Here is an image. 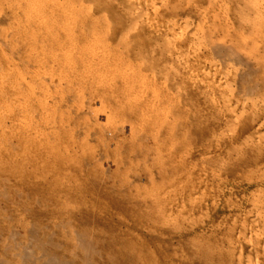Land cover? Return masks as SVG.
Instances as JSON below:
<instances>
[{
	"label": "rangeland",
	"instance_id": "rangeland-1",
	"mask_svg": "<svg viewBox=\"0 0 264 264\" xmlns=\"http://www.w3.org/2000/svg\"><path fill=\"white\" fill-rule=\"evenodd\" d=\"M132 26L131 27L128 26L125 28L122 26H120V27L119 26H117V27L110 26L109 27L106 25H103L100 27L88 26V28L83 27L85 29L87 28L84 32L78 31L83 36H80L78 34V32L75 31V32H73L75 34H73L72 32H71L72 34L69 33L70 36L67 33L66 35H68V36H66V37H63V33H61V36L60 35L56 36L55 34H51V32L56 33V31H58L59 33H57V34H60L61 28H71V27H61V26L57 27V26H55L57 29L56 30V29H54L55 27L49 26V28L52 31L48 27L47 28L44 27L47 29L45 31L50 32V34L52 35V37L50 35H49L50 36L49 37L46 35L47 33H44L45 31L43 30L44 29L43 27H42L43 29L41 28V30H43L44 32H42L40 30V27L37 28V27L33 26V27H31L32 29L37 28L38 30H35V32H32L33 35L31 34V36H32L31 39L29 36L30 34H28V33L23 38L21 37L22 39L16 38L22 44H23V41L24 42L26 41L25 43H27V45L24 44L23 45L24 47H23L22 44L20 42H18L16 39H15L16 43H15V40L12 42V45H11L12 47L10 49L14 51L15 48L17 47L15 50L16 56H15V54H13L14 53L13 51H10L12 53L7 52L10 49H7L6 53L3 52V50H1L0 55L3 58V60L1 58V62H4L6 60L5 62H7L8 66L9 67L11 66V70H10V68L5 64V62L1 63V68H3L1 70L7 71V78H5L4 80L2 79L4 82H6V86H4L5 85L4 82H3L4 84H2L3 85L2 87L6 90H4V89H2V90L6 91V92L1 91L3 96L4 95L6 96V97H3V99H5V98L6 99L3 101L2 97H1V99H2L1 102L2 101L3 102L2 103L0 102L2 105V106L0 105V114H1L0 115L1 165L3 167L7 166V168H9L12 171L11 178L13 181L12 185L15 189L14 191H15V193L18 192L20 194L19 195L18 193H16L15 196H16V198L18 196H20L17 199L20 201V203H23V206H21V207L25 208V210H26L24 212L25 215H29V217L32 218V220H34L35 216H37L41 212H43V215H46V216H44V221H43L44 226L47 225L46 230L49 233L52 230H53L52 231L53 233L56 232L55 234L56 235L58 234V236H56L55 234H53V236H54V238H56L58 240H71L72 237L74 236V233H77L78 230L74 231L73 233H70V231L76 230L77 227H78V229H80V232H84L85 230L81 231L85 227L82 225H84L86 223L82 221V218L83 219L85 218L86 220L91 218L95 221H98L97 219H99V218H112V219H114L112 222L114 224L111 223L109 226H107L108 230L109 229L110 230L108 231L107 227H104V229L106 228L105 229L106 232H110L111 230L115 232L119 228L118 226L123 225L122 224L123 219H127V218L132 219L133 217L135 218V215H136L137 217H136L135 221L138 220V222L142 224L140 227L141 229L140 228L138 229L139 225H137L136 224L137 222L134 221V222L130 223V225L133 226V228L135 227L134 230L132 231L131 230L132 228H131L130 230L128 229L127 231L130 234H139V233L147 231V229L148 230H154V229H160V227H161V225H160V227H159V225H157L159 223H157V224L155 223L156 225L155 224H148V225L145 224L142 221L143 217L148 216V215H153V216L155 215L156 216L158 214H162V215L164 214V217L165 216L168 217L167 215H169V216L171 215L170 217L173 218V214H174V217H175L174 219L178 220L177 222H179L180 224L184 223L182 216L186 215V216H188V218L191 217L192 220L190 219L189 222L192 221L190 223H193L195 225V227L203 226L206 231L208 230L207 232L209 233V235H210V233H211V235L215 234L214 232H216V234H218L217 230L219 229L218 230V232L220 231L219 234L214 235L215 239L217 238V236L219 237V239L217 238L215 240V242H216L215 244H217V245L215 246V244L213 243L214 241L209 240L212 242V243L211 242L209 243L210 247L211 248L214 247V249H216V247H218V245H219V247L221 246L223 248H226L227 247L226 244L228 243L227 241L229 240L227 236H231L230 239L232 238V236H234L233 238L236 240V239H240V236L243 234L242 232H241L242 234L239 233L240 231H242V225H241V227H240V225L238 227L235 226L236 224H239L237 222L238 221L240 222V220H238L235 217H234L235 220H232L233 215H235V213L238 214L239 219H241V220H243L244 218L245 219L250 218L252 216L254 217V215H252V213L255 214L254 213L255 209H253V208L256 207L258 204L264 203V202H261V201H264V193L261 196V194H262L261 192L259 194L257 192L253 193L252 198L250 196L251 194L246 195L245 197H240L238 192L235 195L231 194V189L234 190V189H236L242 185H246L248 183L249 184L253 183L258 178L264 179V171H263L264 167L258 166V164H260L259 161H262V160L264 161V159H261V160L259 159L258 160L259 163L257 164V167L260 168L261 170L255 167V169H256L255 175H257L258 178L255 179L252 177L253 179L250 181V179H251L250 177L253 175V174H251V172L253 171L252 173H254V170H253L254 167L252 168L251 166H253L254 163L256 164L255 160H256V157H258L257 155H259L258 158H262L263 157L262 155H264V152H262L263 150L261 151V149H264V148L258 147V146L262 147V143H263V147H264V142L261 141V140H264V135H263V131H264L263 129L264 128H262L263 127L262 124L264 122L259 124V120L262 122V121H264V118L262 119V117H258V119L255 118L256 121H254L252 116L244 114V115L236 118L235 123L233 122L234 120H231V122L234 123L235 125H232V123H231L229 126V125H227L228 124L227 121H226V123H223L222 126L220 124L221 122H218L219 124L216 125V122L213 121L214 120V116H213L214 112L212 109L213 105L210 104V103H212L211 97L208 93L207 96H209L210 99L205 100V98H209V97L206 96L207 92L204 91L203 87L201 88V86L199 85L198 82H199V78H200L199 75H201L200 70H202L201 69L202 65L204 68L207 61L210 64H213V65L215 64L214 66L217 65L216 67L213 66L214 69L225 71V69L228 68V70H229L228 79H229V81H231L232 84L235 85V86L231 85V87H233V88H231L230 93L232 94V97L234 98V100H236L235 97L238 99L237 102L239 104V102H241L239 100V98H241V100H242V92L240 91L241 90L240 87L245 86L246 83H243L241 85V84H239L238 80L233 81V75H234L233 73L237 68H238L237 70L242 69L243 64L242 63L241 64L240 63L234 64L235 61L223 60L222 58H219V60H218L217 57L216 58L211 57L210 54L207 53L205 51V49L203 48L204 45L202 43H201V45H200V43H198V45H200V46H197L198 47L197 48V47H194L197 45L196 43L195 44L190 43V45L188 42H177V43H175V42H171L169 38H166L168 40L167 41L165 39V37H164V39L162 38L163 39L162 40L161 38H158L159 37V36L157 37L158 34H155L154 32L153 33L150 32L152 35H149V33H146V31H144V33H142V35H141L139 27L137 26L136 28H138V29H136V28H132ZM92 27L94 29H100L99 33L96 32L97 35H95L94 37L89 36V35H92L91 34L92 32H94V31H91V30H93ZM134 27H135V25H134ZM17 28H18L17 30H19L21 27L20 28L17 27ZM58 28H60V29H58ZM77 28H82V27H77ZM110 28L111 29H113V28L119 29L120 28L122 31L118 30L119 32L117 34V32H115V31L113 32V30H111ZM22 29H24V27H22ZM53 29L56 31H54ZM88 29H90V30H88ZM236 29L238 30V33H236L237 30H235V29L230 28V30H229V28H228L226 30H228V32L229 31L232 32L234 30L231 35L235 39L234 40L235 42L238 41L237 43H239V45H240L239 47L244 49V50L240 49L243 53V56H244L243 60L244 61L246 60L247 62L249 61L250 64L251 63L254 64V52L256 50H258V54L264 53L263 49L257 48V46L259 44V42H258L259 40L257 39L258 40L257 41L258 44H257L255 41L256 35L252 31H249L246 29V31H248V32H246V35H245L244 34L245 29H244V32H241L243 29H240V28H236ZM86 31L89 33V35L87 34ZM138 32H139V34H138ZM216 32L218 33L219 36L222 35L221 32H219L218 26H216ZM230 32H229V34H230ZM34 33H36V36L34 35ZM82 33H85V34H82ZM130 33L133 36L132 38H131ZM86 34H87V36H84ZM94 34H95V32L93 33V35ZM133 34H135V36ZM153 34L156 35V38H155V35L153 37ZM238 34L240 37L238 36ZM53 35H54V37H53ZM128 35H130V36H128ZM26 37H28L31 41H32L33 37H34L33 38L34 40H35V37H36V39L38 37V39L36 41L33 40L32 42H30L29 39L27 40ZM25 38H26V40H25ZM42 38H46V39H42ZM143 38L149 42H147L146 40H143ZM127 39H129V40H127ZM151 39L152 40L156 39L157 42H160L162 40V43H161L162 45L165 41H167L166 44L164 43L166 50L164 51L165 47L164 46L162 47L160 44L156 45V43H154L153 41L151 43L150 42ZM245 39L247 40V42ZM241 40L242 41L244 40L245 42L244 41L242 42ZM27 41H29L32 45H28L29 42H27ZM17 42H18V44H17ZM135 42H137V45ZM141 42H142V44H141ZM143 42H144V44H146L145 46H143L144 45ZM250 42H251V44H250ZM252 42H254V43H252ZM148 43H150V45ZM242 43L243 44L245 43V45H243ZM20 44H21V46H20ZM115 44H117V45H115ZM108 45H109V47H108ZM185 45H187V46H185ZM192 45H194V46H192ZM26 46L31 48V49L26 50V51H30L28 54L26 52H22V49L23 50L25 48L27 49ZM156 46H157V48H156ZM177 46L180 47V48H178V50L180 49L181 51L177 50ZM248 46H250V47H248ZM19 47H21V48H19ZM145 47H146V49H145ZM149 47L151 49L153 47L154 50L152 49L153 50L152 51ZM251 47H253L254 49H251ZM18 48L21 50H19ZM159 48H161L160 49L161 51L158 50ZM171 48H173V49H171ZM193 48H195V49L193 50ZM147 49H148V51H147ZM155 50H156V53H155ZM170 51H172V52H170ZM20 52H22V53H20ZM133 52H136V53H133ZM160 52H161V55H160ZM178 52H179V54H176ZM180 52L182 53V55H180L181 54ZM189 52H191V53H189ZM7 53H9L8 55L12 54V56L14 55L15 57L13 56L14 57L13 58L11 55L8 56ZM23 53L24 54L26 53L27 57L25 55H23ZM145 53H147V55H145ZM166 53H170V54H166ZM78 54H79V56H78ZM118 54H120V55H118ZM140 54L147 56V57H143ZM155 55H156V57H155ZM169 55H170V59H169ZM184 55H187V56L184 57ZM4 56H5V59H4ZM7 56L10 58L7 59L6 58ZM260 56L262 57L261 60L263 61L264 54H260ZM28 57L30 58V60H31V58H33V59L36 58L35 59L36 61L35 62L33 60L30 61V60H28L29 59ZM63 57L64 58L66 57V59H64ZM182 57L186 58V59H184V61H183ZM251 57H252V59H251ZM141 58L142 59L144 58V60H142ZM145 58H147V59H145ZM173 58H174V60H172ZM190 58L191 59L193 58V60L191 61ZM194 58H195V62H194ZM180 59H182V61H183L182 63H181ZM93 60H95V61H93ZM141 60H142V62L143 61L144 62L141 63ZM154 60H156L157 62H159V61L160 62L157 63L156 61L154 62ZM222 60H223V62H222ZM10 61H12V64L10 63ZM27 61L29 63H31L32 65L27 64ZM82 61H83V63H82ZM177 61H180L179 64ZM197 61H198V63L195 64ZM59 62H60V64H59ZM176 62H177V64H176ZM149 63L151 66L149 65ZM230 63H231V66H230ZM190 64H193L194 66L190 65ZM221 64L223 66H220ZM50 65H52V66H50ZM87 65H89V66H87ZM153 65H154V67H153ZM255 65H256V63H255ZM256 66H258V65H256ZM12 67H14V68H12ZM66 67H68V68H66ZM144 67L147 68V70ZM150 67H153V69ZM172 67L174 69H172ZM181 67H182V69H181ZM8 68L10 71H8ZM59 68H61V69H59ZM195 68H196V70H195ZM189 69H190L191 73L189 72ZM1 70H0V74H2L1 77L3 78V74L5 71L1 72ZM65 70H67V72ZM152 70H154L153 73H152ZM193 71H194V73H193ZM166 72L170 75H168ZM179 72H181V73H179ZM195 72H198L200 74H198V73L196 74ZM11 73H12V75L13 74L14 75L12 76ZM35 73H37V75ZM172 73H174V75ZM64 74L67 76L65 77ZM8 75H9V77H8ZM23 75H24V77H23ZM42 75H44L45 77L43 78ZM10 76L12 77V80L10 79ZM40 76H42V77H40ZM155 76H157V77H155ZM174 76L178 77L179 79L174 77ZM33 77H35L37 79L40 78L41 81L36 80V79H35L36 80L35 81ZM41 78L45 79L44 83H43ZM59 78L61 81L59 80ZM96 78H97V80H96ZM165 78H168V79L165 80ZM195 79L196 80L198 79V80L195 82ZM161 80L163 81V83ZM178 80L179 81L182 80L181 81L182 83H180ZM76 81H77V83H76ZM143 81H144V83H143ZM183 82H184V84H183ZM185 82H187V83H185ZM195 84H196V86L198 85L200 87L197 88L195 86ZM193 85L197 89L201 90V92L199 90H197L195 87H193ZM39 86H40V88H39ZM144 86H145V88H144ZM179 86H180V88H179ZM166 87H168V88H166ZM35 88H36V90H35ZM40 89H41V91H40ZM32 90H34V91L32 92ZM166 90H167V92H166ZM175 90H176V92H175ZM237 90H239V91H237ZM38 91H39V93H38ZM253 92L254 93L251 92V94L248 93V95H249L248 98H247V94L243 96V97H246V99L243 102L245 107L242 109V111L248 110V107L250 106L251 99H253L257 95L261 94L263 92V88L255 90ZM190 94L192 96H190ZM16 95H17V97H16ZM200 95L202 96V98ZM32 96L34 99L32 98ZM203 96L205 98H203ZM247 99H249L250 101H248ZM201 101H202V103H201ZM203 102L206 105L203 104ZM199 105H201V106L199 107ZM164 106H165V108H164ZM186 106H188L189 108ZM202 106H204V108ZM205 108H206V110H205ZM245 108L247 110H245ZM16 109H17V111H16ZM238 109L241 110V108H238ZM164 112H165L166 118L164 116ZM212 112H213V114H212ZM188 114H190V115L188 116ZM191 114H193V116ZM206 114L209 115L208 117L210 118V120L206 116ZM211 115L213 118L210 117ZM1 116H2V118H1ZM92 116H94V117H92ZM197 118L199 120H202V121L198 120L196 122ZM203 118H204V120H203ZM1 119H2L3 126L1 124ZM211 122H213L214 125L211 124ZM228 122H229V120H228ZM252 123H254V125H252ZM255 123H257L259 125V126L257 125L259 127V130L260 131L262 130L261 131V134L263 135L262 139L260 136L261 134L257 131L258 127H256L257 128L256 131L260 135L258 133L255 134L256 131H254V132L252 131V130H255V128H254L256 125ZM224 125L226 126V128L228 126H229V128L232 127V128H230L231 130L236 127L235 130H232L235 132H231V130L227 128V131L229 130L228 131L229 134H228L226 129H224ZM260 125H261L262 129L260 128ZM215 126H217V127H215ZM194 127H195V129H194ZM218 127H219V129L222 128V130L220 129V131L222 133H223V131H226V132H224V134H226V133L228 134V135L227 134L226 135L228 138L231 139V143H229L230 139H226V141L229 140L228 143L230 146L232 144L231 148L229 147V145H226V144H228L227 142H225L226 144H223L225 141L224 137L226 138V135L225 136L223 135L224 136L223 137L222 133H220L219 130L217 132L216 130L218 129ZM248 127L252 128V129L249 130ZM167 128L170 129V130H168L169 132L167 131ZM212 130L214 131V133ZM82 131H83V133H82ZM246 131L248 133L246 135L249 136V139H250V136L252 135V134H250L251 133L250 131H252L255 135H258L257 136L258 140L256 139L255 136L253 137L254 134L252 135L253 139H250L252 143H253V141L254 142L260 141L261 142V143L260 142L258 143L259 145H257V143H256L257 148L260 149L259 151L258 150L257 151L259 153L261 152L260 153L261 155L260 154L255 155V160L252 159L254 161V162H252L253 164L250 163L251 162L249 160L250 157H248V154H246V153H249V154H251L250 156H252L257 148H256V146L254 147L255 144L254 145L250 144V141L248 139H246V140L249 141V144L244 143L246 141L245 140L246 136L244 135L243 132H246ZM32 133H33V135H32ZM216 133H217V135H216ZM218 133H220V134L218 135ZM233 133H234V135H233ZM210 134H212V135H210ZM237 134H238V138H240L242 135H244V136H242L244 138H241V140H245V141L242 142L239 139H237V137L235 138V135H237ZM195 135H196V137H195ZM230 135H232V137L234 139H236L238 142L240 141V143L237 144L236 140H235V142L232 141L233 138L230 137ZM259 136H260V138H258ZM222 137H223V139H222ZM254 138H255V140H254ZM259 139H261V140H259ZM216 140L217 141L219 140V141L217 142ZM206 141H208V142H206ZM222 141H223V143H222ZM197 142L202 144V146L201 145L199 146V144H197ZM215 142H217V144ZM219 142L221 144L220 146L218 144ZM234 143H235V145H234ZM239 144L243 145L242 146L243 150L237 149ZM204 145L206 146V148ZM236 145H237V147H234ZM248 145H251L253 147V149L251 148V146H248ZM215 146L218 147L219 149L217 148L218 149L217 150ZM223 146H225L226 148L229 147L231 150L234 147L235 149L233 152L237 151V152H235L237 154L232 153V151H231V153H229V155L233 154L234 157H233V155L231 157H229V155H228L229 149L227 151L221 150L223 152V155L221 154L222 153L221 151H220L221 153L219 152V154L221 156H224V160L226 158L225 162L222 161L223 157L219 156V154L217 156L216 152L218 153L220 148L222 149ZM245 146H248V149H246V150L251 149V151H252L255 148V150L252 151L253 154L250 151L249 152L246 151ZM212 147H215V148H212ZM225 147H223V149ZM239 147L242 148L241 146H239ZM193 149H194V151H193ZM202 149H203V151H202ZM212 149H214V150H212ZM200 150L202 153L199 152ZM215 150H216V152H215ZM238 151H241V152H239L240 155H239ZM242 151L243 152L246 151L245 154L247 156ZM190 152H192V153H190ZM197 152H199V154ZM225 152L227 153V156L229 158L225 155ZM194 153L196 156L194 155ZM204 154H206V155H204ZM214 154H216L215 156H217V158L219 157L218 158L219 161H220V159H222L221 160L222 162L221 161L219 162L218 159L215 157L218 161V164L220 165V163H222L221 164L222 166H223V162L225 165V163L228 160L231 161V163H232L233 162L232 157H233V159L237 158V159H235L237 162H239L238 159L241 157H243V158L248 157V162L250 161L249 162L250 167L248 164H247L248 166L245 165L247 162L245 163L244 161H241V159H242L241 158L240 159L241 164L238 163V166L235 165L237 168L234 166V168H236L238 170L234 171L236 173H235V176L232 177V175H234L233 174L234 172L232 173L230 170L233 171L232 166L234 165L235 162L233 163V165L231 167H229L228 165L229 164L231 165V163H229V161H228L226 163L228 165H225L223 168H226L228 166V168H230V170L228 171V169H225V170H227V171H225L223 168H220L219 166L216 167L217 165H215V164H217V161L214 158ZM255 154H256V152H255ZM199 155H201V156H199ZM207 155L209 158L207 157ZM237 155H238V157H237ZM192 157H194L193 160H191ZM212 157L215 159V162H214V160H212L213 159ZM198 158L201 159V161H199ZM204 158L206 160H204ZM230 158H231V160H230ZM196 159H197V161H196ZM85 161H87V162L85 163ZM208 161L210 163H208ZM211 161H213V162H211ZM245 161H247V158L245 159ZM242 162H244L243 163L245 165L244 167L242 166L243 165ZM262 162H261L260 166H262V165L264 166V162L263 163ZM59 164H61V165H59ZM255 164H254V166H255ZM208 165L209 166L211 165V166L209 167ZM105 167H106V169H105ZM170 167H171V169H170ZM211 167H213L214 170L210 169ZM216 168H217V170L220 169L219 172L221 170L224 171V173H226L225 175L229 178L227 179V177L223 174L222 171L220 172L219 175L223 174L224 176L221 175V178H220L219 175H216L215 173L218 172L216 170ZM249 168H251V172L248 171ZM236 169H234V170H236ZM257 169H258V172H257ZM246 170L248 171V173L246 172ZM102 171H103V173H102ZM244 171H245V173H243ZM205 172L207 175H205ZM238 172H239V174L241 173V176L238 174ZM228 173H229V175H228ZM230 174H232V175L230 176ZM248 174H249V176L250 175L251 176L249 177ZM131 175H133V176H131ZM188 175H190V176H188ZM242 175L246 179H243ZM255 175H253V176H255ZM185 177H187V178H185ZM230 177H231V179H230ZM248 177H249V179H248ZM133 178H135V179H133ZM161 179H163V180L161 181ZM164 181H165V183H164ZM177 183L179 186L177 185ZM14 184H16V185H14ZM64 184H66V185L64 186ZM182 184H184V185H182ZM195 184L198 185V187ZM216 186L218 187V189ZM202 187H204V188H202ZM219 188H221V189H219ZM59 189H60V191L61 190H63V191L60 192ZM163 190H164V192H163ZM182 190H183V192H182ZM151 191H153V192H151ZM177 193L180 195H178ZM24 194H25V197H24ZM49 194H51V195H49ZM232 195H234V196H232ZM93 196H94V199H93ZM160 196H162V197H160ZM184 196H185V198H184ZM218 196H219V198H218ZM235 196L237 198L238 197L239 198L235 199L236 198ZM163 197H164V200H163ZM225 197H229L230 200H229V198L227 199ZM248 197H249V199H248ZM253 197H255V198H253ZM257 197L259 199H257ZM260 197L262 199H260ZM45 198H47V199H45ZM144 198H147L148 201L150 199V202L153 199L154 201H152V202L154 204L152 202L148 204V201L147 200L145 201ZM200 198L201 199L204 198V199L200 200ZM140 199L141 200L143 199V201H142L143 204H141L142 202L140 203ZM135 200H139V201L136 202ZM232 200L235 202H232ZM237 200H239V201H237ZM254 200H255V202H253ZM224 202H225V204H224ZM249 202L251 203V208L253 207L252 208L253 210L250 208ZM236 203H239V204L237 205ZM230 204L231 205L233 204L236 207L230 206ZM42 205H45V206H42ZM29 207H31V208H29ZM52 207H53L54 211L51 209ZM148 207H150V208H148ZM185 208H189L190 211L189 210L184 211ZM215 209H217L219 211L217 214L214 213ZM221 209H223V211H221ZM205 210H206V212H205ZM248 210L250 213L252 211H254V212H252L250 214V213H248ZM241 211H245V213H243ZM61 212H63V213H61ZM189 212H192V214ZM263 212H264V209H263L262 213ZM205 214H207V215H205ZM230 214L232 215V217H231L232 219H230V221H229L228 218L231 216ZM242 214H245V215H242ZM139 215L143 216V217L140 218ZM176 215L178 217H176ZM250 215H252V216H250ZM158 216H160V215H158ZM179 216H181V218ZM218 216H221V219H217ZM242 216H244L243 219H242ZM50 217H51V219H50ZM96 217H97V219H96ZM59 218H60V220H58ZM223 218L224 219L226 218V219L223 220ZM236 219H237V222H236ZM115 220H118V221H115ZM219 220L220 221L223 220V223H222V221L220 222ZM253 220L256 221V215L254 218L250 219V221H253ZM65 221H68V222H65ZM81 221L84 224L80 225ZM120 221H121V224H120ZM217 221H218V223L219 222L220 223L218 224ZM232 221H235L234 223H236V224H234ZM247 221H249V219H247ZM247 221L245 220V222H244V220H243L241 222L244 223V225L246 223L245 226H247L248 225ZM254 221L250 222L249 225L256 224ZM77 222H79V223H77ZM118 222H119V224H118ZM226 222L228 223V226H227ZM231 222L234 225V227H232L233 225L231 224ZM214 223L218 224L217 227L218 226L219 227L221 226V227L215 228L216 225ZM73 224H74V226H73ZM160 224H162V223L160 222ZM220 224H222V225H220ZM78 225H80L81 227ZM130 225H129V227H131ZM145 225H147V228H144V227H146ZM213 225H214V227H213ZM27 226L29 227L30 224H28ZM61 226L63 228H60ZM142 227L144 230L142 229ZM225 227H226V230H225ZM56 228L59 231H57ZM213 228L215 231L213 230ZM222 228L225 230V232ZM228 228L232 231V232L229 231L231 233V235H227V234H230L227 232ZM233 228H235L234 232L236 231L237 232L236 234H234ZM85 229H87L86 231H88L91 228H85ZM239 229H240V231H239ZM247 229H248V227H247ZM60 230H62V231L64 230L65 233H64V231L62 232ZM67 230H69V232ZM66 231H67V234H66ZM92 231H94V230H92ZM137 231H139V232L137 233ZM221 231H222V233H221ZM257 231L258 232L255 231V233L257 234V235L255 234V235L257 237L254 234L253 235L250 234L252 239H251V237H248L246 240L243 238V236L241 239L245 240V242L251 239V242L250 241H248V242H250V245L253 244L252 250L255 248V250H253V251H255L256 253H253L251 250V253L250 252H249L250 254L248 253L249 257L253 253L252 257H256V258H258V260L263 258V260H264V252L260 253L262 251L260 249V247L262 246L261 244L264 243V238H263L264 232L262 233L261 229L257 230ZM26 232L27 231H24L25 235L27 234ZM57 232H60L62 235H60V233H57ZM258 233L261 235L259 236ZM237 234L239 235V236H237L238 238L236 237ZM67 235H69L70 237L72 236V237L69 238V236H67ZM219 235L220 236L222 235V236L220 237ZM224 235L226 236V239H228L227 241L224 239L225 238ZM220 238L221 239L223 238V242H217L220 240ZM256 238H257V240H254V242H252L253 239H256ZM262 239H263V241H262ZM220 241H222V240H220ZM255 241H259V243L262 241L260 244L261 246L258 247L259 243L257 244V243H255ZM211 244L213 246H211ZM247 244H249V243H247ZM68 245H70L69 248L72 247V245L70 243L60 244L59 250L63 251L64 249H67ZM196 245L194 243V248L198 247ZM136 248H137L136 250H139L141 247L138 246ZM192 248H193V245H192ZM192 248H191V250H193V252H195V250ZM256 248H257V250H256ZM187 249L185 251H178V254H179L178 256H180V254H182V255L185 254V252H187ZM189 250H190V248L188 249V251ZM191 250H190V253H193ZM258 250H260V251L258 252ZM263 251H264V249H263ZM258 254H260V256L262 254L263 257L262 256H261V258L258 257ZM263 260L261 259L260 261H263ZM142 264H152V262H151V260L148 259V260L144 261V263H142Z\"/></svg>",
	"mask_w": 264,
	"mask_h": 264
},
{
	"label": "bare ground",
	"instance_id": "bare-ground-1",
	"mask_svg": "<svg viewBox=\"0 0 264 264\" xmlns=\"http://www.w3.org/2000/svg\"><path fill=\"white\" fill-rule=\"evenodd\" d=\"M103 25H106V26H112V27H117V26H122V27H131L132 25V28H136L137 26L139 27V30H140V34L142 35V33H144V31H146V33H149V35H152L151 33H155V34H158L157 37L158 38H163L165 37L166 38H169L171 42H188L189 45L190 43H196L197 45L194 46V47H197V46H200L201 43L204 45V49L207 53L210 54L211 57H214V58H222L223 60H231V61H235V63H242L243 64V68L242 69H239V70H235L234 71V75H233V81H237L239 82V84H243V83H246L245 86H241V92H242V100L241 98H239V100L241 102H237V98L235 97L236 100H234V98L232 97V94L230 93L231 91V85H234L231 83V81H229L228 79V74H229V70L228 68L225 69V71H221V70H217V69H214L213 64H210L208 61L205 65V67L203 68V65H202V70H200L201 72V75L200 78H199V85L201 86V88L203 87L204 91H206V96L210 95L211 97V102L210 104H212V109H213V116H214V120L216 122V125L219 124L218 122H221V126L223 123H226L227 121V125L230 126V124L232 123L231 120H234L233 122L235 123V119L238 118L239 116H242L244 114L246 115H249V116H252L254 121H256V119H258V117H262V119L264 118V59L263 61L261 60V56L260 54H264V53H260L258 54V50H256L254 52V64H250L249 61L247 62L246 60L244 61V56H243V53L240 49L239 46V43L235 42L234 38L232 37V32H228V29L230 30L231 29H235L237 30L236 28H240V29H243L241 32H244V29H245V32L244 34L246 35V29L249 30V31H252L254 32V34L256 35L254 38H255V41L257 43V41L259 42L257 48L258 49H263V52H264V0H0V52L1 50H3V52L6 53V50L7 49H10L12 46V42L16 39V38H20L22 39L25 35L30 34V39H31V34L32 32H35V30H38L37 28L40 27V30L41 28L43 27H48L49 26H61V27H71V28H61V32L60 34H57L59 33L58 31H56V27L54 29V31H56V33H52L51 34H55L56 36L60 35L61 36V33H63V37H66V36H70V34H72L73 32L75 31H79V32H84L88 26H93V27H100V26H103ZM135 25V27H134ZM37 27L36 29H32L31 27ZM216 26H218L219 28V32H221L222 35H218V33L216 32ZM17 27H21L19 30H17L18 28ZM22 27H24V29H22ZM77 27H82V28H77ZM83 27H87L86 29L83 28ZM92 27V28H93ZM42 28V29H43ZM46 28H44L43 30H47ZM50 29V28H49ZM60 29V28H58ZM105 29V28H104ZM111 29V28H110ZM138 29V28H136ZM135 29V30H136ZM43 30H41L42 32H44ZM51 30V29H50ZM49 30V31H50ZM90 30V29H88ZM99 30L100 29H94L91 30V31H94L95 34L93 35L94 32H92L91 34L92 35H89V33L87 32V34L89 36H95L97 35L96 32L99 33ZM113 30V32H117L118 34V30H121L120 28L118 29H111ZM128 30V29H127ZM218 30V29H217ZM52 31V30H51ZM53 31V32H54ZM122 31V30H121ZM138 31V30H137ZM72 32V33H71ZM78 32V34L80 36H83L81 35L80 33ZM110 32V31H109ZM112 32V31H111ZM126 32V31H125ZM135 32V31H134ZM151 32V33H150ZM240 32V33H241ZM37 33V32H36ZM36 33H34V35L36 36ZM44 33H47L46 35L47 36H51L52 35L50 34V32H47L45 31ZM68 33V35H66ZM70 33V34H69ZM137 33V32H136ZM135 33V34H136ZM236 33H238V30L236 31ZM235 33V34H236ZM38 34V33H37ZM75 34V33H73ZM82 34H85V33H82ZM84 35V36H87ZM109 34V33H108ZM131 34V33H130ZM135 34H133L135 36ZM139 34V32H138ZM153 34V37L154 35ZM248 34V33H247ZM33 35V34H32ZM40 35V34H39ZM104 35V34H103ZM111 35V34H110ZM115 35V34H114ZM146 35V34H145ZM251 35V34H250ZM41 36V35H40ZM49 36V37H50ZM130 36V35H128ZM138 36V35H137ZM162 36V37H161ZM237 36V35H236ZM235 36V37H236ZM239 36V34H238ZM237 36V37H238ZM22 37V38H21ZM42 37V36H41ZM45 37V36H44ZM54 37V35H53ZM132 34H131V38H132ZM141 37V36H140ZM240 37V36H239ZM238 37V38H239ZM27 40L29 39L28 37H26ZM25 38V40H26ZM34 38V37H33ZM32 38V41L34 40ZM107 38V37H106ZM138 38V37H137ZM146 38V37H145ZM155 38H156V35H155ZM29 39L30 42H32L31 40ZM38 39V37H37ZM36 37H35V40H37ZM42 39H46V38H42ZM140 39V38H139ZM147 39V38H146ZM143 38V40H146ZM162 39V40H163ZM237 39V38H236ZM242 39V38H241ZM258 39V40H257ZM18 41V39H16ZM16 40H15V43H16ZM48 40V39H47ZM53 40V39H52ZM60 40V39H59ZM74 40V39H73ZM107 40V39H106ZM109 40V39H108ZM118 40V39H117ZM129 40V39H127ZM136 40V39H135ZM155 40V41H154ZM162 40L160 42H157L156 39H151L150 42L152 43V41L154 43L157 44H160L162 47L164 45V43L166 44V42L168 41H165L163 43V45L161 44L162 43ZM246 40V39H245ZM27 41V42H29ZM138 41V40H137ZM147 41V40H146ZM242 41V40H241ZM240 41V42H241ZM244 41V40H243ZM242 41V42H243ZM250 41V40H249ZM20 42V41H18ZM17 42V44H18ZM26 42V41H25ZM23 41V44L22 46L25 44L27 45V43H25ZM28 43V45H32L31 43ZM51 42V41H50ZM134 42V41H133ZM140 42V41H139ZM145 42V41H144ZM143 42V44H144ZM149 42V41H147ZM170 42V43H171ZM245 42V41H244ZM247 42V40H246ZM54 43V42H53ZM136 45H137V42H135ZM198 43H200V45H198ZM254 43V42H252ZM20 44V46H21ZM78 44V43H77ZM85 44V43H84ZM102 44V43H101ZM131 44V43H130ZM142 44V42H141ZM150 45V43H148ZM169 44V43H168ZM174 44V43H173ZM241 44V43H240ZM243 44V43H242ZM251 44V42H250ZM3 45V46H2ZM117 45V44H115ZM132 45V44H131ZM140 45V44H139ZM146 44H144L143 46H145ZM148 45V46H149ZM159 45V46H160ZM245 45V43L243 44ZM68 46V45H67ZM93 46V45H92ZM154 46V45H153ZM174 46V45H173ZM187 46V45H185ZM191 46V47H192ZM252 46V45H251ZM24 47V46H23ZM27 47V46H26ZM31 47V46H30ZM63 47V46H62ZM76 47V46H75ZM109 47V45H108ZM176 47V46H175ZM184 47V46H183ZM246 47V46H245ZM244 47V48H245ZM250 47V46H248ZM14 48V47H13ZM17 48V47H16ZM15 48V50H16ZM21 48V47H19ZM18 48V49H19ZM59 48V47H58ZM112 48V47H111ZM129 48V47H128ZM139 48V47H138ZM150 48V47H149ZM157 48V46H156ZM174 48V47H173ZM171 48V49H173ZM178 47L177 46V50H178ZM198 48V47H197ZM17 49V50H18ZM28 49H31L29 47H27V49L25 48L24 50L22 49V52H26L27 54L30 52V51H26ZM40 49V48H39ZM146 49V47H145ZM144 49V50H145ZM151 49V48H150ZM153 49V47H152ZM151 49V50H152ZM161 48H159L158 50H160ZM195 48H193L194 50ZM248 49V48H247ZM251 49H254L253 47H251ZM15 50H9L7 52L9 53H12L10 51H13L15 54ZM21 50V49H19ZM18 50V51H19ZM141 50V49H140ZM154 50V49H153ZM152 50V51H153ZM166 50V47L164 49V51ZM180 50V49H179ZM178 50V51H179ZM192 50V51H193ZM244 50V49H242ZM250 50V49H249ZM93 51V50H92ZM99 51V50H98ZM148 51V49H147ZM161 51V50H160ZM169 51V50H168ZM181 51V50H180ZM20 52V53H22ZM118 52V51H117ZM137 52V51H136ZM136 52H133V53H136ZM172 52V51H170ZM174 52V51H173ZM184 52V51H183ZM186 52V51H185ZM188 52V51H187ZM260 52V51H259ZM7 53V55L9 54ZM24 54L26 57H27V54ZM33 53V52H32ZM54 53V52H53ZM148 53V52H147ZM147 53H145V55H147ZM154 53V52H153ZM152 53V54H153ZM155 53H156V50H155ZM181 53V52H180ZM191 53V52H189ZM194 53V52H193ZM65 54V53H64ZM80 54V53H79ZM78 54V56H79ZM117 54V53H116ZM115 54V55H116ZM151 54V55H152ZM166 54H170V53H166ZM176 54H179L176 53ZM199 54V53H198ZM12 56V54H10ZM8 55V56H10ZM120 55V54H118ZM137 55V54H136ZM141 56L143 57H147V56H144L142 54H140ZM160 55H161V52H160ZM182 55V53L180 54ZM189 55V54H188ZM191 55V54H190ZM197 55V54H196ZM6 57L7 59L10 58V57ZM14 56V55H13ZM12 56V57H13ZM16 56V54H15ZM14 56V57H15ZM149 56V55H148ZM166 56V55H165ZM187 55H184V57H186ZM243 56V57H242ZM13 57V58H14ZM46 57V56H45ZM156 57V55H155ZM247 57V56H246ZM1 58L2 56L0 55V70L3 69L1 68V63H4V62H1ZM29 58V57H28ZM50 58V57H49ZM64 58V57H63ZM120 58V57H119ZM180 58V57H179ZM183 58V57H182ZM264 58V56H263ZM4 59H5V56H4ZM36 58H31V60H33L34 62L36 61L35 60ZM66 59V57L64 58ZM81 59V58H80ZM88 59V58H87ZM142 59V58H141ZM147 59V58H145ZM154 59V58H153ZM161 59V58H160ZM169 59H170V55H169ZM177 59V58H176ZM184 59L186 58H183V61ZM191 59V58H190ZM202 59V58H201ZM252 59V57H251ZM3 60V58H2ZM19 60V59H18ZM30 60V58L28 59ZM30 60V61H31ZM55 60V59H54ZM112 60V59H111ZM144 60V58L142 59ZM141 60V63H143ZM174 60V58L172 59ZM193 60V58L191 59V61ZM198 60V59H197ZM222 60V62H223ZM249 60V59H248ZM49 61V60H48ZM95 61V60H93ZM125 61V60H124ZM129 61V60H128ZM132 61V60H131ZM156 60H154L155 62ZM181 63L183 62L182 59H180ZM180 61H177L178 64ZM187 61V60H186ZM217 61V60H216ZM244 61V62H243ZM21 62V61H20ZM85 62V61H84ZM153 62V61H152ZM157 62V61H156ZM160 62V61H159ZM157 62V63H159ZM166 62V61H165ZM176 62V64H177ZM194 62H195V58H194ZM213 62V61H212ZM215 62V61H214ZM10 63L12 64V61H10ZM19 63V62H18ZM22 63V62H21ZM64 63V62H63ZM83 63V61H82ZM88 63V62H87ZM188 63V62H187ZM190 63V62H189ZM198 61L195 63L197 64ZM203 63V62H202ZM201 63V64H202ZM258 65L256 66L255 65ZM5 64L8 66L7 62H5ZM4 64V65H5ZM10 64V65H11ZM15 64V63H14ZM27 64H31L27 61ZM40 64V63H39ZM49 64V63H48ZM47 64V65H48ZM60 64V62H59ZM118 64V63H117ZM121 64V63H120ZM147 64V63H146ZM154 64V63H153ZM170 64V63H169ZM3 65V66H4ZM32 65V64H31ZM150 65V63H149ZM159 65V64H158ZM157 65V66H158ZM174 65V64H173ZM181 65V64H180ZM187 65V64H186ZM190 65H193V64H190ZM14 66V65H13ZM24 66V65H23ZM22 66V67H23ZM43 66V65H42ZM52 66V65H50ZM66 66V65H65ZM89 66V65H87ZM135 66V65H134ZM133 66V67H134ZM151 66V65H150ZM170 66V65H169ZM185 66V65H184ZM188 66V65H187ZM194 66V65H193ZM217 66V65H216ZM214 66V67H216ZM220 66H223L222 64ZM230 66H231V63H230ZM9 67V66H8ZM31 67V66H30ZM64 67V66H63ZM62 67V68H63ZM98 67V66H97ZM142 67V66H141ZM154 67V65H153ZM153 67H150L153 69ZM171 67V66H170ZM177 67V66H176ZM189 67V66H188ZM187 67V68H188ZM10 70H11V66L9 67ZM8 68V71H10ZM14 68V67H12ZM17 68V67H16ZM50 68V67H49ZM68 68V67H66ZM92 68V67H91ZM145 68V67H144ZM178 68V67H177ZM235 68V67H234ZM6 69V68H5ZM61 69V68H59ZM147 70V68H145ZM172 69H174L172 67ZM182 69V67H181ZM198 69V68H197ZM37 70V69H36ZM85 70V69H84ZM125 70V69H124ZM142 70V69H141ZM150 70V69H149ZM178 70V69H177ZM196 70V68H195ZM194 70V71H195ZM4 72L3 74V78L1 77L2 74H0V102L1 100L3 99V97H6L5 95L3 96L2 92L1 91H4L6 89H4L2 86V84L5 83L4 86H6V82H4L3 80L5 78H7V71L6 70H1V72ZM67 72V70H65ZM93 71V70H92ZM175 71V70H174ZM183 71V70H182ZM185 71V70H184ZM193 71V73H194ZM139 72V71H138ZM149 72V71H148ZM154 72V70H152V73ZM165 72V71H164ZM169 72V71H168ZM189 72H190V69H189ZM10 73V72H9ZM14 73V72H13ZM167 73V72H166ZM181 73V72H179ZM191 73V72H190ZM196 74L198 72H195ZM37 75V73H35ZM61 74V73H60ZM63 74V73H62ZM147 74V73H146ZM155 74V73H154ZM153 74V75H154ZM168 74V73H167ZM174 75V73H172ZM200 74V73H198ZM12 75V73H11ZM14 75V74H13ZM12 75V76H13ZM40 75V74H39ZM38 75V76H39ZM98 75V74H97ZM124 75V74H123ZM170 75V74H168ZM182 75V74H181ZM26 76V75H25ZM37 76V77H38ZM43 78L45 77L44 75H42ZM40 76V77H42ZM64 76L66 77L67 75L64 74ZM160 76V75H159ZM188 76V75H187ZM191 76V75H190ZM189 76V77H190ZM196 76V75H195ZM9 77V75H8ZM24 77V75H23ZM64 77V78H65ZM134 77V76H133ZM157 77V76H155ZM176 77V76H174ZM181 77V76H180ZM198 77V76H197ZM34 80H40L33 77ZM42 79L43 83L45 82V79ZM61 78V77H60ZM59 78V80H60ZM95 78V77H94ZM138 78V77H137ZM154 78V77H153ZM164 78V77H163ZM162 78V79H163ZM178 78V77H176ZM192 78V77H191ZM3 79V80H2ZM10 79L12 80V77L10 76ZM9 79V80H10ZM124 79V78H123ZM122 79V80H123ZM134 79V78H133ZM168 79V78H165V80ZM179 79V78H178ZM187 79V78H186ZM8 80V79H7ZM35 80V81H36ZM58 80V81H59ZM97 80V78H96ZM198 80V79H197ZM195 79V82L197 81ZM41 81V80H40ZM57 81V80H56ZM61 81V80H60ZM156 81V80H155ZM162 81V80H161ZM173 81V80H172ZM176 81V80H175ZM179 81V80H178ZM182 81V80H181ZM181 81H179L180 83H182ZM185 81V80H184ZM4 82V83H3ZM142 82V81H141ZM42 83V84H43ZM77 83V81H76ZM144 83V81H143ZM163 83V81H162ZM175 83V82H174ZM187 83V82H185ZM9 84V83H8ZM7 84V85H8ZM39 84V83H38ZM58 84V83H57ZM184 84V82H183ZM197 84V83H196ZM195 84V86H196ZM46 85V84H45ZM114 85V84H113ZM188 85V84H187ZM168 86V85H167ZM193 85V87H195ZM200 86H196L197 88L200 87ZM235 86V85H234ZM240 86V85H239ZM80 87V86H79ZM85 87V86H84ZM156 87V86H155ZM183 87V86H182ZM192 87V88H193ZM195 87V88H196ZM7 88V87H6ZM38 88V87H37ZM40 88V86H39ZM42 88V87H41ZM145 88V86H144ZM160 88V87H159ZM168 88V87H166ZM180 88V86H179ZM196 88V89H197ZM238 88V87H237ZM260 88H263V92L259 95H257L255 98L251 99V101L249 99H247L248 101H250V106L248 107V110L245 108V110L247 111H242V109L245 107L243 102L244 100L246 99V97H243L244 95L247 94V98H248V93L251 94L254 93L253 91L255 90H258ZM4 89V90H2ZM165 89V88H164ZM188 89V88H187ZM202 89V90H203ZM8 90V89H7ZM36 90V88H35ZM87 90V89H86ZM145 90V89H144ZM160 90V89H159ZM170 90V89H169ZM185 90V89H184ZM199 90V89H197ZM196 90V91H197ZM237 90V91H239ZM34 90H32L33 92ZM41 91V89H40ZM88 91V90H87ZM154 91V90H153ZM183 91V90H182ZM181 91V92H182ZM191 91V90H190ZM195 91V90H194ZM201 92V90H199ZM235 91V90H234ZM6 92V91H4ZM167 92V90H166ZM176 92V90H175ZM189 92V91H188ZM187 92V93H188ZM39 93V91H38ZM122 93V92H121ZM5 94V93H4ZM72 94V93H71ZM177 94V93H176ZM186 94V93H185ZM189 94V93H188ZM256 94V93H255ZM2 95V96H1ZM182 95V94H181ZM180 95V96H181ZM198 95V94H197ZM202 95V94H201ZM200 95V96H201ZM237 95V94H236ZM253 95V94H252ZM37 96V95H36ZM68 96V95H67ZM73 96V95H72ZM155 96V95H154ZM176 96V95H175ZM179 96V95H178ZM190 96H192L190 94ZM2 97V99H1ZM17 97V95H16ZM209 97V96H207ZM209 98H205L203 96V98L206 99H210ZM239 97V96H238ZM251 97V96H250ZM33 98V96H32ZM36 98V97H35ZM202 98V96H201ZM6 99V98H5ZM3 99V101L5 100ZM34 99V98H33ZM146 99V98H145ZM195 99V98H194ZM174 100V99H173ZM193 100V99H192ZM2 101V102H3ZM13 101V100H12ZM1 102V103H2ZM68 102V101H67ZM153 102V101H152ZM196 102V101H195ZM0 103V105H1ZM199 103V102H198ZM202 103V101H201ZM200 103V104H201ZM170 104V103H169ZM189 104V103H188ZM187 104V105H188ZM197 104V103H196ZM203 104H205L203 102ZM4 105V104H3ZM206 105V104H205ZM209 105V104H208ZM207 105V106H208ZM2 106V105H1ZM84 106V105H83ZM110 106V105H109ZM155 106V105H154ZM191 106V105H190ZM201 105H199L200 107ZM210 106V107H211ZM20 107V106H19ZM86 107V106H85ZM179 107V106H178ZM188 107V106H186ZM185 107V108H186ZM204 108V106H202ZM2 108V107H1ZM165 108V106H164ZM189 108V107H188ZM192 108V107H191ZM195 108V107H194ZM238 108H241L238 109ZM95 109V108H94ZM187 109V108H186ZM193 109V108H192ZM191 109V110H192ZM90 110V109H89ZM200 110V109H199ZM206 110V108H205ZM209 110V109H208ZM211 110V109H210ZM17 111V109H16ZM187 111V110H186ZM2 112V111H1ZM78 112V111H77ZM80 112V111H79ZM193 112V111H192ZM202 112V111H201ZM7 113V112H6ZM42 113V112H41ZM89 113V112H88ZM91 113V112H90ZM103 113V112H102ZM152 113V112H151ZM190 113V112H189ZM204 113V112H203ZM208 113V112H207ZM79 114V113H78ZM148 114V113H147ZM196 114V113H195ZM1 115V114H0ZM190 114H188L189 116ZM193 116V114H191ZM164 116L166 118V115H165V112H164ZM203 116V115H202ZM206 116L208 117L209 115L206 114ZM255 116V117H254ZM94 117V116H92ZM195 117V116H194ZM199 117V116H198ZM212 117V115L210 116ZM2 118V116H1ZM8 118V117H7ZM10 118V117H9ZM192 118V117H191ZM196 118V117H195ZM209 118V117H208ZM213 118V117H212ZM251 118V117H250ZM256 118V119H255ZM95 119V118H94ZM193 119V118H192ZM244 119V118H243ZM252 119V120H253ZM261 119V118H260ZM261 119V120H262ZM10 120V119H9ZM199 119L197 118L196 119V122L198 121ZM204 120V118H203ZM210 120V118H209ZM229 120V122H228ZM19 121V120H18ZM85 121V120H84ZM194 121V120H193ZM199 121H202V120H199ZM225 121V122H224ZM186 122V121H185ZM208 122V121H207ZM264 121H260L259 120V124L260 123H263ZM138 123V122H137ZM191 123V122H190ZM189 123V124H190ZM234 123H232V125H235ZM1 124L3 126V123H2V119H1ZM90 124V123H89ZM207 124V123H206ZM205 124V125H206ZM211 124L214 125L213 122H211ZM255 130H252L253 132L256 131V127H258L259 125L257 123H255ZM264 124V123H263ZM262 124V128H264V125ZM74 125V124H73ZM212 125V126H213ZM243 125V124H242ZM252 125H254V123H252ZM258 125V126H257ZM191 126V125H190ZM219 126V125H218ZM229 126L227 127L228 129L232 128ZM214 127V126H213ZM217 127V126H215ZM220 127V126H219ZM216 130L220 133H222L220 131V129L222 130V128ZM64 128V127H63ZM140 128V127H139ZM204 128V127H203ZM227 128L226 126L224 125V129H226L227 131ZM236 128V127H235ZM232 129V130H235ZM249 128V127H248ZM247 128V129H248ZM253 128V129H254ZM260 128H261V125H260ZM261 128V129H262ZM185 129V128H184ZM193 129V128H192ZM195 129V127H194ZM210 129V128H209ZM208 129V130H209ZM212 129V128H211ZM252 128H249V130H251ZM6 130V129H5ZM170 130L167 128V131ZM199 130V129H198ZM204 130V129H203ZM231 130V129H230ZM231 132H235V131H232ZM264 130V129H263ZM94 131V130H93ZM105 131V130H104ZM213 131V130H212ZM226 131H223L222 133V136L226 135L227 133L229 134V130L227 131L226 134H224V132ZM252 131H248L250 134H254ZM260 134H261V131L259 130V127H258V130H257ZM256 131L255 134H257L258 132ZM1 132V131H0ZM10 132V131H9ZM169 132V131H168ZM238 132V131H237ZM83 133V131H82ZM203 133V132H202ZM209 133V132H208ZM214 133V131H213ZM212 133V134H213ZM218 133V135L220 134ZM244 135L247 137H245V140L248 139L250 141V144L254 145V147L256 146V143L257 145H259L258 143L260 141H253V143L251 142L250 139H253V137L255 136L256 139H257V136L258 135H252L250 136V139H249V136H247L246 132H243ZM258 133V134H259ZM1 134V133H0ZM90 134V133H89ZM111 134V133H110ZM142 134V133H141ZM210 134V135H212ZM227 134V135H228ZM259 134V135H260ZM33 135V133H32ZM170 135V134H169ZM168 135V136H169ZM197 135V134H196ZM195 135V137H196ZM209 135V134H208ZM217 135V133H216ZM215 135V136H216ZM226 135V138L224 137L225 141L223 144H226L225 142H229V140L226 141V139H230L228 138ZM234 135V133H233ZM242 135V136H244ZM263 135H264V131H263ZM262 134L260 135L261 136V139L263 138ZM1 136V135H0ZM151 136V135H150ZM241 136V135H240ZM239 136V137H240ZM240 137L238 138V134L235 135V138L237 137V139H239L240 141H245V140H241V138H244V137ZM260 136L258 138H260ZM53 137V136H52ZM66 137V136H65ZM222 137V139H223ZM230 137H232V135H230ZM252 137V138H251ZM215 138V137H214ZM233 138V137H232ZM90 139V138H89ZM201 139V138H200ZM199 139V140H200ZM206 139V138H205ZM217 139V138H216ZM259 139V140H261ZM92 140V139H91ZM236 139L233 138L232 141L235 142ZM246 140L244 143L245 144H249V141ZM255 140V138H254ZM258 140V139H257ZM120 141V140H119ZM203 141V140H202ZM212 141V140H211ZM217 141V140H216ZM219 141V140H218ZM217 141V142H218ZM221 141V140H220ZM237 141V140H236ZM240 141L238 142L237 141V144L240 143ZM264 142V140H261ZM0 142H1V138H0ZM127 142V141H126ZM193 142V141H192ZM208 142V141H206ZM217 142H215L217 144ZM214 143V142H213ZM231 143V139H230V142ZM226 144V145H229ZM233 143V142H232ZM261 143V142H260ZM196 144V143H195ZM199 146L202 144L198 143ZM209 144V143H208ZM212 144V143H211ZM219 146L221 145L220 142L218 143ZM215 145V144H214ZM225 145V146H226ZM235 145V143H234ZM261 145V144H260ZM192 146V145H191ZM205 146V145H204ZM223 146V147H225ZM232 146V144H231ZM231 146L229 145V147L231 148ZM239 146H243V145H237L234 146V147H237V149H242L243 150V147L240 148ZM248 146H251V145H248ZM248 146H245V150L248 149ZM168 147V146H167ZM216 147V146H215ZM215 147H212V148H215ZM220 148V150L218 151V153L216 152L217 156L219 154V152L221 150H228V155L229 153H235L233 152L234 151V147L232 148V150L228 147V148H224L223 149ZM259 148H264L263 147V143H262V147L258 146ZM187 148V147H186ZM200 148V147H199ZM206 148V146H205ZM218 147H216L217 149ZM251 148L253 149V147L251 146ZM257 148V146H256ZM1 149V147H0ZM147 149V148H146ZM160 149V148H159ZM204 149V148H203ZM202 149V151H203ZM219 149V148H218ZM217 149V150H218ZM67 150V149H66ZM169 150V149H168ZM214 150V149H212ZM255 150V148H254ZM252 150V151H254ZM260 149H256L254 154L253 152L250 150H246V151H250L252 152V156H250L251 154L249 153H246L248 154V157H250V163L254 162L253 160H255V155L257 154H260L258 151ZM263 150V151H262ZM1 151V150H0ZM194 151V149H193ZM245 151V152H246ZM262 152H264V149H261ZM23 152V151H22ZM137 152V151H136ZM201 152V150L199 151ZM199 152H197L199 154ZM206 152V151H205ZM222 152V151H221ZM220 152V153H221ZM241 152V151H238V153ZM243 152V151H242ZM245 152H243L245 154ZM192 153V152H190ZM196 153V152H195ZM194 153V155H195ZM202 153V152H201ZM212 153V152H211ZM242 153V154H243ZM24 154V153H23ZM178 154V153H177ZM183 154V153H182ZM216 154H214V158L217 156H215ZM223 155V152L221 153ZM237 154V153H235ZM241 154V155H242ZM245 154V155H246ZM206 155V154H204ZM225 155L227 156V153L225 152ZM233 155V154H232ZM231 154L229 155V157L232 156ZM240 155V153H239ZM261 155V154H260ZM105 156V155H104ZM188 156V155H187ZM196 156V155H195ZM201 156V155H199ZM219 156H221L219 154ZM225 156V157H226ZM244 156V155H243ZM247 156V155H246ZM254 156V157H253ZM259 157V155H257ZM264 157V155H262ZM261 156V157H262ZM11 157V156H10ZM25 157V156H24ZM54 157V156H53ZM208 157V155H207ZM223 157V160L220 159V161H224V156H221ZM228 157V156H227ZM228 157V158H229ZM234 157V155H233ZM232 157V163L231 161H229V163H231V165L229 164H226L225 165H228L229 167H231L234 163V165L232 166L233 167V171L230 170V168H228V166L226 168H223L225 165H224V162H223V166L221 165L222 163H220V165L218 164V161H219V157L216 159L217 161V165L216 167H220V168H223L224 170L225 169H228V171L230 170L232 173L234 171H237L238 169H236L238 166V163L241 164L240 162L241 161H244L246 164L245 165H249V162H248V157L247 158V161H245L246 158H239V162H237L235 159H233ZM238 157V155H237ZM245 157V156H244ZM256 157V164L254 166H251L252 168L254 167V173L251 172V168L248 169L249 172H251V174L255 175L256 173V168L257 167V164L260 162V164H258L259 167H264L263 165H261V162L263 161H259L258 160L260 159H264L263 157L262 158H258ZM194 157H192L191 160H193ZM202 158V157H201ZM209 158V157H208ZM213 158V157H212ZM212 159L214 160L215 162V159ZM25 159V158H24ZM163 159V158H162ZM199 159V158H198ZM241 159V161H240ZM253 159V160H252ZM14 160V159H13ZM88 160V159H87ZM203 160V159H202ZM204 160H206L204 158ZM231 160V158H230ZM235 160V161H234ZM5 161V160H4ZM189 161V160H188ZM197 161V159H196ZM199 161H201V159H199ZM219 161V162H220ZM221 161V162H222ZM87 161H85L86 163ZM194 162V161H193ZM213 162V161H211ZM242 162V164L244 163ZM264 162V161H263ZM262 162V163H263ZM133 163V162H132ZM198 163V162H197ZM207 163V162H206ZM208 163H210L208 161ZM61 165V164H59ZM188 165V164H187ZM212 165V164H211ZM210 165V166H211ZM236 165V166H235ZM244 164L242 165L243 167L245 166ZM247 165V166H248ZM190 166V165H189ZM195 166V165H194ZM209 166V165H208ZM209 166V167H210ZM234 166L236 168H234ZM241 166V165H240ZM24 167V166H23ZM250 167V165H249ZM179 168V167H178ZM192 168V167H191ZM48 169V168H47ZM106 169V167H105ZM136 169V168H135ZM171 169V167H170ZM203 169V168H202ZM210 169H213V167H211ZM232 169V168H231ZM236 169V170H234ZM240 169V168H239ZM260 169V168H258ZM258 169H257V172H258ZM130 170V169H129ZM162 170V169H161ZM185 170V169H184ZM187 170V169H186ZM195 170V169H194ZM205 170V169H204ZM214 170V169H213ZM217 170V168H216ZM220 170V169H219ZM219 170H217L219 172ZM244 170V169H243ZM261 170V169H260ZM38 171V170H37ZM168 171V170H167ZM189 171V170H188ZM187 171V172H188ZM222 171V170H221ZM220 171V172H221ZM227 171V170H225ZM240 171V170H239ZM248 171L246 170V172L248 173ZM264 171V170H263ZM105 172V171H104ZM107 172V171H106ZM153 172V171H152ZM156 172V171H155ZM164 172V171H163ZM181 172V171H180ZM196 172V171H195ZM214 172L216 175H219L220 172ZM223 174L225 175L226 173H224V171H222ZM262 172V171H261ZM103 173V171H102ZM171 173V172H170ZM169 173V174H170ZM202 173V172H201ZM218 173V174H217ZM235 173L234 172L232 174H230V176L232 175L235 176ZM245 173V171L243 172ZM246 173V174H247ZM11 174H12V171L7 168V166H2L1 165V153H0V264H142L144 263V261L146 260H151L152 264H264V260L263 258H261L260 254H258V257H260L263 261H260L258 260V258L256 257H252V254L253 253H256L255 251V248L252 250V245H250V242H251V239L252 237L250 236L251 235H255V231L258 232L257 230H260L261 229V232L263 233L264 232V212L262 213L263 209H264V203H261V204H258L256 207H252L253 209H255L254 212L255 214H253L252 212V215H256V221H254L256 224H250V222H253V221H250V219L254 218L252 215V217L250 218H247L249 219V221H247V219L244 218V216H242V219L245 220L248 222V225H244V223H242L241 219H239V215L235 213V215H232L228 218V220L230 221V219L232 220H235V218H237L238 220H240V222L238 221L237 222V219H236V222L239 223V224H236L234 223L235 221H232L234 224H236L235 226H239L241 227L242 225V231H240L239 229V233L242 234L240 236V239L243 238L247 240L248 237H251L250 242L243 240V239H234L232 236V238L234 239H230L231 236H227L228 239H226V236H225V240L228 242L226 245L227 247L226 248H223V247H216V249L211 248L210 247V242L209 240H212L214 241L213 243L215 244V240L219 237L217 236V238L215 239L214 235L216 234V232H214L215 234H212L209 233L205 230V228L203 226L201 227H195V225L193 223H190L192 221L189 222V220L191 219V217L188 218V216L184 215L182 216L183 217V222L184 223H179L177 222L178 220L174 219V214H173V218H171L169 215H166L168 217H164V214H158V215H148V216H140L143 217L142 221L145 223V224H157L161 225L160 229H154V230H148L145 231V232H142V233H139V234H130L128 233V229L133 231L134 228L133 226L130 225L131 222H134L136 220V215H135V218L133 217L132 219H123L122 220V226H118L119 228L114 232V231H110V232H106V228L104 229V227H107L109 226L114 219L112 218H99L96 219L98 221H95L91 218L89 219H83L82 218V221L85 222L86 224L82 223V221L80 222L84 225L82 226H85L84 229H82L81 231H84V232H80V229H77L76 230H73V231H70V233H73L74 231H77V233H74V236L72 237L71 240H58L56 238H54L53 233L52 231H50V233L46 230V226H44L43 224V221H44V216L46 215H43V212H39L40 214L35 216L34 217V220H32V218L29 217V215H25V208L21 207L23 206V203H20V201L17 199L19 198L20 196H18L16 198V192L15 193V189L12 185V178H11ZM137 174V173H136ZM161 174V173H160ZM183 174V173H182ZM203 174V173H202ZM211 174V173H210ZM221 174V175H223ZM239 174V172H238ZM250 174V173H249ZM248 174V176H249ZM258 174V173H257ZM205 175L206 172H205ZM221 175L220 178H221ZM223 175V176H224ZM229 175V173H228ZM241 176V173L239 174ZM244 175V174H243ZM242 175V176H243ZM249 176L251 179L250 181L253 179V178H258L257 175L255 176ZM74 176V175H73ZM133 176V175H131ZM181 176V175H180ZM190 176V175H188ZM212 176V175H211ZM226 176V175H225ZM207 177V176H206ZM214 177V176H213ZM216 177V176H215ZM227 177V176H226ZM239 177V176H238ZM247 177V176H246ZM248 177V179H249ZM253 177V178H252ZM15 178V177H14ZM187 178V177H185ZM208 178V177H207ZM217 178V177H216ZM219 178V177H218ZM219 178V179H220ZM229 177H227L228 179ZM242 178V177H241ZM240 178V179H241ZM62 179V178H61ZM107 179V178H106ZM135 179V178H133ZM169 179V178H168ZM224 179V178H223ZM226 179V178H225ZM226 179V180H227ZM231 179V177H230ZM234 179V178H233ZM232 179V180H233ZM237 179V178H236ZM243 179H246L244 176H243ZM14 180V179H13ZM114 180V179H113ZM163 179H161L162 181ZM188 180V179H187ZM186 180V181H187ZM217 180V179H216ZM73 181V180H72ZM131 181V180H130ZM225 181V180H224ZM241 181V180H240ZM239 181V182H240ZM249 181V180H248ZM247 181V182H248ZM44 182V181H43ZM206 182V181H205ZM214 182V181H213ZM218 182V181H217ZM223 182V181H222ZM237 182V181H236ZM42 183V182H41ZM83 183V182H82ZM136 183V182H135ZM165 183V181H164ZM163 183V184H164ZM219 183V182H218ZM45 184V183H44ZM180 184V183H179ZM201 184V183H200ZM205 184V183H204ZM216 184V183H215ZM16 185V184H14ZM66 184H64L65 186ZM148 185V184H147ZM178 185V183H177ZM184 185V184H182ZM196 185V184H195ZM63 186V185H62ZM150 186V185H149ZM179 186V185H178ZM198 187V185H196ZM18 187V186H17ZM41 187V186H40ZM112 187V186H111ZM210 187V186H209ZM217 187V186H216ZM169 188V187H168ZM204 188V187H202ZM225 188V187H224ZM235 188V187H234ZM27 189V188H26ZM31 189V188H30ZM44 189V188H43ZM170 189V188H169ZM187 189V188H186ZM195 189V188H194ZM200 189V188H199ZM218 189V187H217ZM221 189V188H219ZM227 189V188H226ZM45 190V189H44ZM43 190V191H44ZM99 190V189H98ZM152 190V189H151ZM17 191V190H16ZM60 191V189H59ZM63 191V190H61ZM60 191V192H61ZM141 191V190H140ZM168 191V190H167ZM204 191V190H203ZM230 191V190H229ZM228 191V192H229ZM45 192V191H44ZM92 192V191H91ZM138 192V191H137ZM153 192V191H151ZM158 192V191H157ZM164 192V190H163ZM183 192V190H182ZM186 192V191H185ZM221 192V191H220ZM238 192L239 196L240 197H245L246 195H249L251 194V198H252V194L257 192L258 194L261 192V196L263 195L264 193V179L262 178H258L256 181H254L253 183H248L246 185H242L234 190L231 189V194H236ZM33 193V192H32ZM58 193V192H57ZM66 193V192H65ZM72 193V192H71ZM85 193V192H84ZM168 193V192H167ZM181 193V192H180ZM215 193V192H214ZM219 193V192H218ZM19 194V193H18ZM17 194V195H18ZM139 194V193H138ZM155 194V193H154ZM178 194V193H177ZM197 194V193H196ZM229 194V193H228ZM20 195V194H19ZM51 195V194H49ZM55 195V194H54ZM160 195V194H159ZM166 195V194H165ZM180 195V194H178ZM218 195V194H217ZM232 195V196H234ZM23 196V195H22ZM21 196V197H22ZM27 196V195H26ZM61 196V195H60ZM72 196V195H71ZM158 196V195H157ZM164 196V195H163ZM167 196V195H166ZM226 196V195H225ZM249 196V197H250ZM24 197H25V194H24ZM152 197V196H151ZM162 197V196H160ZM171 197V196H170ZM183 197V196H182ZM236 197V196H235ZM234 197V198H235ZM248 197V199H249ZM29 198V197H28ZM118 198V197H117ZM168 198V197H167ZM172 198V197H171ZM185 198V196H184ZM187 198V197H186ZM219 198V196H218ZM224 198V197H223ZM225 198H229V197H225ZM239 198V197H238ZM237 197L235 199H238ZM250 198V199H251ZM255 198V197H253ZM47 199V198H45ZM44 199V200H45ZM93 199H94V196H93ZM145 201L147 200V198H144ZM204 199V198H203ZM200 198V200H203ZM217 199V198H216ZM257 199H259L257 197ZM260 199H262L260 197ZM40 200V199H39ZM53 200V199H52ZM130 200V199H129ZM163 200H164V197H163ZM219 200V199H218ZM225 200V199H224ZM230 200V198H229ZM234 200V199H233ZM232 202H235L233 201ZM94 201V200H93ZM136 202L139 201V200H135ZM143 201V199L141 200L140 199V203ZM148 201V200H147ZM152 201H154L152 199ZM151 201V202H152ZM169 201V200H168ZM167 201V202H168ZM192 201V200H191ZM196 201V200H195ZM239 201V200H237ZM236 201V202H237ZM31 202V201H30ZM40 202V201H39ZM38 202V203H39ZM100 202V201H99ZM150 202V199L148 201V204L151 203ZM162 202V201H161ZM175 202V201H174ZM244 202V201H243ZM255 202V200L253 201ZM261 202H264V201H261ZM32 203V202H31ZM133 203V202H132ZM153 203V202H152ZM172 203V202H171ZM181 203V202H180ZM179 203V204H180ZM228 203V202H227ZM231 203V202H230ZM240 203V202H239ZM239 203H236L237 205ZM245 203V202H244ZM248 203V202H247ZM250 203V202H249ZM260 203V202H259ZM22 204V205H21ZM41 204V203H40ZM43 204V203H42ZM45 204V203H44ZM52 204V203H51ZM136 204V203H135ZM143 204V202L141 203ZM154 204V203H153ZM160 204V203H159ZM225 204V202H224ZM38 205V204H37ZM103 205V204H102ZM137 205V204H136ZM135 205V206H136ZM157 205V204H156ZM182 205V204H181ZM191 205V204H190ZM189 205V206H190ZM228 205V204H227ZM249 205V204H248ZM28 206V205H27ZM42 206H45V205H42ZM143 206V205H142ZM146 206V205H145ZM173 206V205H172ZM183 206V205H182ZM181 206V207H182ZM230 206H233V207H236L234 206L233 204ZM229 206V207H230ZM25 207V206H24ZM34 207V206H33ZM40 207V206H39ZM137 207V206H136ZM159 207V206H158ZM175 207V206H174ZM184 207V206H183ZM227 207V206H226ZM238 207V206H237ZM243 207V206H242ZM31 208V207H29ZM116 208V207H115ZM150 208V207H148ZM180 208V207H179ZM178 208V209H179ZM231 208V207H230ZM250 208H251V203H250ZM251 208V209H252ZM43 209V208H42ZM53 210V207L51 208ZM183 209V208H182ZM234 209V208H233ZM252 209V210H253ZM189 208H185L184 211H188ZM241 210V209H240ZM243 210V209H242ZM31 211V210H30ZM33 211V210H32ZM54 211V210H53ZM62 211V210H61ZM69 211V210H68ZM110 211V210H109ZM180 211V210H179ZM190 211V210H189ZM221 211H223V209H221ZM251 211V210H250ZM174 212V211H173ZM206 212V210H205ZM219 211L217 209L214 210V213H218ZM243 213H245V211H241ZM63 213V212H61ZM68 213V212H67ZM171 213V212H170ZM177 213V212H176ZM192 214V212H189ZM238 213V212H237ZM248 213L249 210H248ZM250 213V214H251ZM28 214V213H27ZM79 214V213H78ZM150 214V213H149ZM156 214V213H155ZM233 214V213H232ZM35 215V214H34ZM58 215V214H57ZM180 215V214H179ZM204 215V214H203ZM207 215V214H205ZM223 215V214H222ZM242 215H245V214H242ZM132 216V215H131ZM190 216V215H189ZM216 216V215H215ZM225 216V215H224ZM248 216V215H247ZM92 217V216H91ZM118 217V216H117ZM126 217V216H125ZM176 217H178L176 215ZM181 218V216H179ZM217 217V216H216ZM223 217V216H222ZM227 217V216H226ZM232 217V218H231ZM235 217V218H234ZM95 218V217H94ZM171 218V219H170ZM51 219V217H50ZM49 219V220H50ZM62 219V218H61ZM122 219V218H121ZM178 219V218H177ZM217 219H221V216H218ZM226 219V218H225ZM223 218V220H225ZM47 220V219H46ZM48 220V221H49ZM54 220V219H53ZM60 220V218L58 219ZM180 220V219H179ZM192 220V219H191ZM223 220L222 223H223ZM62 221V220H61ZM115 221H118V220H115ZM220 221V220H219ZM220 221V222H221ZM59 222V221H58ZM65 222H68V221H65ZM136 224L139 225L138 229L141 227V223L137 221ZM160 222L162 224H160ZM219 222V223H220ZM231 222V224H232ZM48 223V222H47ZM79 223V222H77ZM218 223V221H217ZM218 223V224H219ZM227 223V222H226ZM30 224V226L28 227L27 225ZM53 224V223H52ZM64 224V223H63ZM114 224V223H112ZM119 224V222H118ZM120 224H121V221H120ZM155 224V225H156ZM215 224V223H214ZM218 224H215V228H220L219 226L217 227ZM51 225V224H50ZM78 225V226H80ZM129 225L131 227H129ZM147 225H145L146 227L144 228H147ZM222 225V224H220ZM224 225V224H223ZM226 225V224H225ZM233 225V224H232ZM49 226V225H48ZM74 226V224H73ZM135 226V225H134ZM227 226H228V223H227ZM250 226V227H249ZM28 227V228H27ZM81 227V226H80ZM136 227V228H137ZM214 227V225H213ZM234 227V225L232 226ZM236 227V228H237ZM239 227V228H240ZM248 227V229H247ZM60 228H63L62 226ZM59 228V229H60ZM83 228V227H82ZM85 228H91L89 229L88 231H86L87 229ZM149 228V227H148ZM209 228V227H208ZM207 228V229H208ZM231 228V227H230ZM57 229V228H56ZM75 229V228H74ZM137 229V230H138ZM141 229V228H140ZM143 229V227H142ZM223 229V228H222ZM55 230V229H54ZM72 230V229H71ZM94 230V231H92ZM105 230V231H104ZM107 230H108V227H107ZM110 230V229H109ZM108 230V231H109ZM136 230V229H135ZM144 230V229H143ZM142 230V231H143ZM214 230V228H213ZM212 230V231H213ZM219 230V229H218ZM217 230V233L219 234ZM224 230V229H223ZM225 230H226V227H225ZM224 230V232H225ZM235 228H233V232H234ZM238 230V229H237ZM24 231H27L26 235L24 234ZM57 231H59L57 229ZM62 231V230H60ZM64 231V230H63ZM62 231V232H63ZM69 232V230H67ZM67 231H66V234H67ZM140 231V230H139ZM137 231V233L139 232ZM215 231V230H214ZM229 231H231L229 228H228V233H230ZM52 232V233H51ZM130 232V231H129ZM141 232V231H140ZM223 232V233H224ZM226 232V233H227ZM232 232V231H231ZM242 232V233H241ZM260 232V231H259ZM57 233H60V232H57ZM65 233V231H64ZM213 233V232H212ZM222 233V231H221ZM237 232L235 231L234 234H236ZM216 234V235H218ZM233 234V233H232ZM233 234V235H234ZM259 234V233H258ZM25 235V236H24ZM56 235V234H55ZM60 235H62L60 233ZM227 235H231L230 234H227ZM257 235V234H256ZM255 235V236H256ZM261 234H259L260 236ZM58 236V234L56 235ZM69 236V235H67ZM220 236V235H219ZM222 236V235H221ZM220 236V237H221ZM239 236L238 234L236 235V237ZM245 236V237H244ZM254 236V237H255ZM69 236V238H71ZM257 237V236H256ZM62 238V237H61ZM66 238V237H65ZM238 238V237H237ZM264 238V237H263ZM222 240V241H220ZM219 241L217 242H223V238L221 239L220 238ZM254 240H257L256 239H253L252 242H254ZM263 241V239H262ZM261 241V242H262ZM261 242L259 243V241H255V243H259L258 247H261L264 249V243L261 244ZM63 243H70L72 245V247L69 248L70 245H68L67 249H64L63 251L59 250V247H60V244H63ZM194 243L196 246H198L197 248H194ZM212 243V242H211ZM226 243V242H225ZM224 243V244H225ZM249 243V244H247ZM223 244V245H224ZM261 244V245H260ZM192 245H193V248H192ZM217 244H215L216 246ZM63 246V245H62ZM140 246L141 248L139 250H136L138 247ZM211 246H213L211 244ZM191 248L195 250V252H193V250H191L193 253H190V250L188 251V249ZM256 247V246H255ZM257 247V248H258ZM260 247V249L262 250L260 253L264 252L263 249ZM66 248V247H65ZM188 248V249H187ZM256 248V250H257ZM187 249V252H185V254H180V256H178V251H185ZM251 250H252V254L250 255L249 257V254L251 253ZM61 251V252H60ZM260 250H258L259 252ZM250 252V253H249ZM180 253V252H179ZM184 253V252H183ZM249 253V254H248ZM255 255V254H254ZM183 256V257H182ZM263 257V256H262Z\"/></svg>",
	"mask_w": 264,
	"mask_h": 264
}]
</instances>
